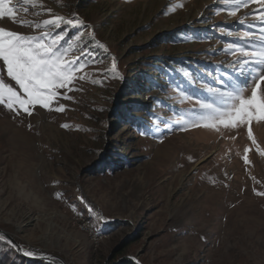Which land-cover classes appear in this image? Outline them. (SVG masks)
I'll use <instances>...</instances> for the list:
<instances>
[{
    "label": "rangeland",
    "instance_id": "obj_1",
    "mask_svg": "<svg viewBox=\"0 0 264 264\" xmlns=\"http://www.w3.org/2000/svg\"><path fill=\"white\" fill-rule=\"evenodd\" d=\"M10 6L18 21L83 20L53 32H67L60 43L73 46L67 58H79L75 88L82 90L66 92L73 99L58 98L51 111L37 105L32 115L0 105V229L26 251L67 264H102L122 242L140 264H264V120L251 122L252 138L247 125L217 131L191 122L196 100L212 98L205 85L244 80L230 66L236 56L228 45L244 43L237 37L245 31L259 34V5L253 0L235 16L224 0ZM0 27L43 30L8 18ZM0 74L20 91L6 69ZM60 104L65 110L55 111ZM76 215L103 239L82 231ZM8 241L0 240V261L56 264L29 259Z\"/></svg>",
    "mask_w": 264,
    "mask_h": 264
},
{
    "label": "snow or ice",
    "instance_id": "obj_2",
    "mask_svg": "<svg viewBox=\"0 0 264 264\" xmlns=\"http://www.w3.org/2000/svg\"><path fill=\"white\" fill-rule=\"evenodd\" d=\"M225 3L234 5L231 15L235 16L242 8H249V4L253 0H224ZM259 5L262 14L258 19L262 25L259 34L251 31H245L242 37H237L244 43H233L228 45V51L236 56L233 62V67L239 68V75L244 76V80L233 83L232 77L228 80L220 78L218 83L224 87H212L205 85L208 93L211 94L209 100H196L198 110L194 106L191 121L193 126H198L196 121H206L203 127L211 128L219 131L220 127L224 129H237L241 126H249L248 136L252 138L251 122L253 120H264V89H260V82L264 81V0H254ZM26 5L35 6L37 0H23ZM12 0H0V19L8 18L14 23H20L24 26L33 27L34 29H43L37 35H25L17 33L3 27H0V61L2 68L6 69V77L15 82L17 87L12 86L10 82H6L3 74H0V105H4L9 111L20 115L21 111L28 115L33 114L35 106L39 105L49 111L53 110L52 104L58 98L73 99L66 94L73 90L81 91L82 89L75 88L77 73L80 71V65L76 60L67 58L68 54L73 50V46L69 44L67 47L62 45V41L67 32L61 30L58 34L53 35L55 29L60 28L61 24L76 26V23L83 25V20L78 17L65 18L56 16L53 19H44L41 22H29L25 20H17L19 9L10 6ZM178 4L175 7H182ZM41 7H43L41 5ZM172 10H175L173 8ZM24 12L29 9L25 7ZM51 12V9H47ZM251 12V9H249ZM39 15V13H34ZM255 15V13H253ZM239 23L244 25L246 21L240 19ZM249 28L253 26L251 21H247ZM232 36L231 32L227 33ZM80 37H77L79 40ZM99 44V42H97ZM104 47V45H99ZM115 63L112 65L114 70ZM80 80L86 79L81 75ZM96 83L97 81H92ZM254 85L248 94L249 84ZM65 89V92L59 90ZM259 89V92H258ZM186 99L191 100V96L183 94ZM62 112L65 106L60 104L54 109ZM183 119V118H182ZM62 127H69L64 124ZM31 128V125H29ZM234 139V137H233ZM255 143V140H253ZM248 149H245L247 152ZM264 155V152H261ZM191 159V158H189ZM245 162H248V157H243ZM264 195V192L258 193ZM57 198L62 196L61 193H56ZM73 211H75V206ZM89 211H93L91 208ZM0 240H5L3 235H0ZM9 244L12 242L9 240ZM15 246V245H13ZM25 255L31 256V251H26Z\"/></svg>",
    "mask_w": 264,
    "mask_h": 264
},
{
    "label": "trees",
    "instance_id": "obj_3",
    "mask_svg": "<svg viewBox=\"0 0 264 264\" xmlns=\"http://www.w3.org/2000/svg\"><path fill=\"white\" fill-rule=\"evenodd\" d=\"M129 244V243H128ZM126 242H122L120 245L114 248L111 255L102 263V264H140L136 262L132 257L125 256L124 250L128 245ZM15 260L18 261V264H26L27 260L21 256H17L13 261H6L3 259L0 261V264H17ZM30 264H39L38 261L31 262ZM52 264V263H47Z\"/></svg>",
    "mask_w": 264,
    "mask_h": 264
},
{
    "label": "water",
    "instance_id": "obj_4",
    "mask_svg": "<svg viewBox=\"0 0 264 264\" xmlns=\"http://www.w3.org/2000/svg\"><path fill=\"white\" fill-rule=\"evenodd\" d=\"M0 234L4 235L8 240H10L12 242V244L15 245L14 247L17 249V251L21 255H23V256H25V257H27L29 259H32V260H46V261L53 262V263H56V264H67L64 260H62L61 258H58V257H56L54 255H45V256H37L35 254H33L31 256L25 255L24 253L26 252V250L23 249L21 247V245L8 232H6L3 229H0Z\"/></svg>",
    "mask_w": 264,
    "mask_h": 264
},
{
    "label": "bare ground",
    "instance_id": "obj_5",
    "mask_svg": "<svg viewBox=\"0 0 264 264\" xmlns=\"http://www.w3.org/2000/svg\"><path fill=\"white\" fill-rule=\"evenodd\" d=\"M76 218L74 219L75 220V222L80 226V229L82 230V231H84V232H87L90 236H91V238L93 239V240H95V241H98V240H101L100 238H102V235H100L99 233H93L92 231H90V230H94V231H96L95 229H94V226H92L91 224L92 223H90L88 220H87V218H85L84 216H82V215H76L75 216ZM97 232V231H96ZM103 239V238H102Z\"/></svg>",
    "mask_w": 264,
    "mask_h": 264
},
{
    "label": "built area",
    "instance_id": "obj_6",
    "mask_svg": "<svg viewBox=\"0 0 264 264\" xmlns=\"http://www.w3.org/2000/svg\"><path fill=\"white\" fill-rule=\"evenodd\" d=\"M76 218V217H75ZM90 231H92L93 233H98V232H96V231H94V230H90Z\"/></svg>",
    "mask_w": 264,
    "mask_h": 264
}]
</instances>
